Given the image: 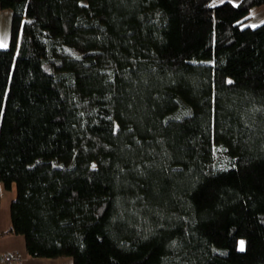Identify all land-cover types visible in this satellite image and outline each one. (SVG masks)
Returning a JSON list of instances; mask_svg holds the SVG:
<instances>
[{"label": "trees", "instance_id": "16d2710c", "mask_svg": "<svg viewBox=\"0 0 264 264\" xmlns=\"http://www.w3.org/2000/svg\"><path fill=\"white\" fill-rule=\"evenodd\" d=\"M263 4L0 0V185L29 256L264 264Z\"/></svg>", "mask_w": 264, "mask_h": 264}, {"label": "crops", "instance_id": "0c3cea01", "mask_svg": "<svg viewBox=\"0 0 264 264\" xmlns=\"http://www.w3.org/2000/svg\"><path fill=\"white\" fill-rule=\"evenodd\" d=\"M234 1L237 3L239 0ZM250 15L251 18L249 20V23L253 18H264V4L252 8ZM3 190V187L0 185V208L3 204V206L8 208V203H3ZM12 191L14 192V186H12L10 190H8L9 194H11ZM12 199L13 198H11V200ZM9 226L10 213L8 217L4 213L3 220H0V253H12L17 259L14 264H72V260L70 257L35 258L29 256L26 252L24 237L22 235L8 233L7 230Z\"/></svg>", "mask_w": 264, "mask_h": 264}, {"label": "rangeland", "instance_id": "374dc122", "mask_svg": "<svg viewBox=\"0 0 264 264\" xmlns=\"http://www.w3.org/2000/svg\"><path fill=\"white\" fill-rule=\"evenodd\" d=\"M235 2L234 0H231ZM262 20V21H261ZM264 22V18H253L251 22L249 23L251 26H257ZM10 23H11V12L7 9H0V48L5 49L8 47L9 43V34H10ZM4 193L2 195L3 203H8V208L5 206H1L0 208V220H3L4 213L9 215V202L11 198H14V192L12 191L11 194H9L8 190H3ZM242 244V243H241ZM240 244V247H241Z\"/></svg>", "mask_w": 264, "mask_h": 264}, {"label": "built area", "instance_id": "2783aa9c", "mask_svg": "<svg viewBox=\"0 0 264 264\" xmlns=\"http://www.w3.org/2000/svg\"><path fill=\"white\" fill-rule=\"evenodd\" d=\"M16 260L12 253H0V264H14Z\"/></svg>", "mask_w": 264, "mask_h": 264}, {"label": "snow or ice", "instance_id": "6c2138e0", "mask_svg": "<svg viewBox=\"0 0 264 264\" xmlns=\"http://www.w3.org/2000/svg\"><path fill=\"white\" fill-rule=\"evenodd\" d=\"M241 250H243V244H241Z\"/></svg>", "mask_w": 264, "mask_h": 264}]
</instances>
